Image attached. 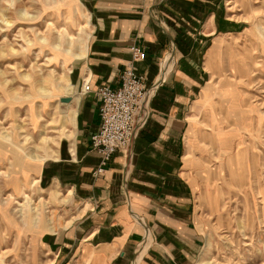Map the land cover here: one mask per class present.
Returning a JSON list of instances; mask_svg holds the SVG:
<instances>
[{
	"label": "crops",
	"instance_id": "crops-1",
	"mask_svg": "<svg viewBox=\"0 0 264 264\" xmlns=\"http://www.w3.org/2000/svg\"><path fill=\"white\" fill-rule=\"evenodd\" d=\"M80 1L89 20L87 48L59 94L66 105L62 140L39 169L40 179L64 187L75 205L67 222L41 234L50 264H192L204 245L201 211L212 210L215 169L193 142L191 120L204 106L218 45L244 28L228 0ZM134 45L146 53L136 62L148 88L144 121L129 148L95 176L100 158L90 138L100 125L99 101L94 91L83 93L84 82L93 90L118 86ZM206 110L211 125L223 122ZM220 132L229 133L221 128L207 142L219 151ZM192 145L200 154L190 157Z\"/></svg>",
	"mask_w": 264,
	"mask_h": 264
},
{
	"label": "rangeland",
	"instance_id": "rangeland-1",
	"mask_svg": "<svg viewBox=\"0 0 264 264\" xmlns=\"http://www.w3.org/2000/svg\"><path fill=\"white\" fill-rule=\"evenodd\" d=\"M228 7L244 29L218 45L204 106L191 120L193 142L215 169L212 210L201 211L204 245L192 264H264V0H228ZM89 32L80 0H0V135H7L5 142L17 145L22 156L47 159L62 140L66 105L59 94L78 61L64 49L74 41L75 52L77 39ZM60 37L62 54L54 48ZM205 106L223 122L211 125ZM221 128L229 133H219V151L207 142ZM9 149L0 150V259L50 264L43 234L24 229V221L29 212H43L49 222L62 225L75 205L64 187L40 179L44 160L18 157L14 146ZM189 151L190 157L200 154L193 145Z\"/></svg>",
	"mask_w": 264,
	"mask_h": 264
},
{
	"label": "built area",
	"instance_id": "built-area-1",
	"mask_svg": "<svg viewBox=\"0 0 264 264\" xmlns=\"http://www.w3.org/2000/svg\"><path fill=\"white\" fill-rule=\"evenodd\" d=\"M131 60L121 71L119 85L112 87L106 83L98 85L94 90L90 82H84L83 93L94 91L99 101L100 125L91 135L90 149L95 152L100 162L93 171L95 176L104 172L112 156L121 149L131 145L148 88L145 76L137 71L136 62L145 59L146 53L137 46L130 47Z\"/></svg>",
	"mask_w": 264,
	"mask_h": 264
},
{
	"label": "bare ground",
	"instance_id": "bare-ground-1",
	"mask_svg": "<svg viewBox=\"0 0 264 264\" xmlns=\"http://www.w3.org/2000/svg\"><path fill=\"white\" fill-rule=\"evenodd\" d=\"M86 36H87L86 38L79 37L77 39L78 45H77V49H76L75 52L71 49L74 41L70 42V48H67L68 49L67 51H65V49H64V52L67 53V54H71V55L76 56V60L82 59L84 57V55H85L86 48H87L88 35H86ZM61 45H62V40H61V37H60V40H59L58 44H56L54 46V48L56 49V52L58 54H62V52H63V50H62L63 48H62ZM63 86L61 87V89L63 88ZM44 90H45V93L47 95L56 96V95H54V90H47V89H44ZM60 102H61V100H60ZM0 140H1V142H0V147H1L0 150L2 148L6 149V150H10L9 146L11 145V147L14 146V149H12V152L16 153V155L17 154L20 155V156L17 155L18 157H25L26 156V158L28 157L29 159H31L33 161H36V162H42L43 160L46 159V157L40 156L38 154H26L25 153V156H22L20 148L17 145H15L13 143L9 144V143L5 142L6 140H9V137L7 135H4V136L0 135ZM14 150L19 152V153L15 152ZM23 211H24V209H23ZM24 224H25L24 229H29V230L33 229L37 233V235H41L43 232H46V231H49V232L52 231L53 232L55 230V228H56V224H54L53 222H49V220H47V218L45 217L43 212H40V213L36 212V214H33V213L29 212L28 213V217H27V221H24ZM0 264H4V262H2L1 259H0Z\"/></svg>",
	"mask_w": 264,
	"mask_h": 264
}]
</instances>
